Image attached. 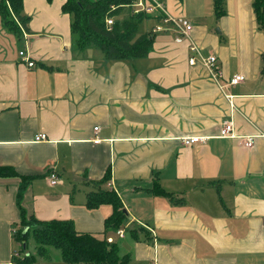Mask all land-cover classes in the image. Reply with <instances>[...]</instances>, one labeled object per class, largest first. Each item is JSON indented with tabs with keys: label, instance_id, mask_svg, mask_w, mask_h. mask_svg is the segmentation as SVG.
I'll return each mask as SVG.
<instances>
[{
	"label": "crops",
	"instance_id": "1",
	"mask_svg": "<svg viewBox=\"0 0 264 264\" xmlns=\"http://www.w3.org/2000/svg\"><path fill=\"white\" fill-rule=\"evenodd\" d=\"M164 1L192 21L190 38L157 32L147 56L128 60L75 49L64 0H25L30 19L18 39L0 17V166L34 176L23 198L28 214L72 219L98 237L112 206L90 209L86 201L92 181L110 169L102 187L130 215L123 237L107 236L130 254L128 264H264V30L253 0H226L220 18L214 0ZM192 40L218 56L220 83L199 58L189 63ZM236 73L245 78L231 84ZM229 119L236 136L222 137ZM39 133L46 137L36 140ZM194 135L204 141L183 143ZM155 173L182 204L149 191ZM19 183L0 177V264L29 253L13 239ZM139 226L135 239L126 228Z\"/></svg>",
	"mask_w": 264,
	"mask_h": 264
},
{
	"label": "trees",
	"instance_id": "2",
	"mask_svg": "<svg viewBox=\"0 0 264 264\" xmlns=\"http://www.w3.org/2000/svg\"><path fill=\"white\" fill-rule=\"evenodd\" d=\"M25 0H0V17L2 24L10 32L20 36L22 28L28 30L30 17L24 13ZM51 1V0H49ZM226 0H214V11L220 18L225 11ZM135 0H64L62 10L71 16V36L75 49L85 51L88 47H96L103 52L104 58L109 61L128 60L144 57L153 49L157 32L153 26L139 31L140 24L145 19H155L156 24L161 21L160 15L135 11L132 4ZM252 7L256 20L264 30V0H253ZM125 10L126 15L121 16ZM107 18H113L108 24ZM50 172L48 170L47 174ZM0 177H19L17 191V205L20 210V227L13 230V239L19 242L20 247L28 246V240L33 237L37 244V254L46 256L48 247L60 251L61 258L70 264H128L130 254H120L119 245L107 239L108 230L117 231L126 226L127 214L123 211L124 203L114 189L102 187L111 180L110 169L104 176L92 181L96 186L87 196L86 206L90 209L98 208L103 204L112 206V213L105 219V235L98 237L90 232L77 230L72 219H39L34 214H28L23 205L26 189L34 176L23 175L13 166H0ZM149 191L156 195L170 197L175 204H182L174 192L166 190L159 182V175L155 173L153 187ZM128 227L126 230L138 238V231L143 230ZM22 249V248H21ZM16 264H33L36 261L34 253L20 255L14 258Z\"/></svg>",
	"mask_w": 264,
	"mask_h": 264
},
{
	"label": "built area",
	"instance_id": "3",
	"mask_svg": "<svg viewBox=\"0 0 264 264\" xmlns=\"http://www.w3.org/2000/svg\"><path fill=\"white\" fill-rule=\"evenodd\" d=\"M132 7L135 11H145L146 13L157 14L161 16V21L153 26V30L155 32H163V30L169 29L173 30L175 31V41L177 42H182L185 38H190V33L194 27L192 21L183 16L176 17L172 15L167 11L164 0H135V2L132 4ZM107 22L108 24L113 23V18H107ZM190 50L191 52H193V55L190 58L189 63H195L197 61V58H199L205 68H208L216 82H219L222 77L223 70L220 67L218 56L212 53L208 54L207 56L205 54H202L200 47L194 40H192L190 43ZM20 54L24 55L25 51L21 50ZM25 58L28 60L29 66L34 65V61L29 56H26ZM244 78L245 76L242 73H236L229 78V82L231 84H236L242 81ZM223 125L224 126L221 130L220 135L222 137L227 135L232 136L234 133L233 121L231 119L226 120ZM95 130H98V127H95ZM45 137V133H39L36 136V139L40 140L44 139ZM253 137V135H251V137H247V140L245 141V145L247 147H252L254 143ZM183 140L187 143H195V141H202V137L198 135L187 136L184 137ZM47 176L51 184H55L59 180V177L55 170H51ZM116 232L120 237H123L125 235L124 227L119 228ZM107 239L110 242L114 241V238L112 236H108ZM16 254L18 255V253Z\"/></svg>",
	"mask_w": 264,
	"mask_h": 264
},
{
	"label": "rangeland",
	"instance_id": "4",
	"mask_svg": "<svg viewBox=\"0 0 264 264\" xmlns=\"http://www.w3.org/2000/svg\"><path fill=\"white\" fill-rule=\"evenodd\" d=\"M164 3H165V6H167L168 7V3L167 2H165L164 1ZM167 9V8H166ZM128 13V11L127 10H125V12L121 15V16H123L124 17V15H126ZM154 15H157V14H154ZM206 17H207V20H210V19H212L211 17H212V12L211 11H209V12H207L206 13ZM151 19L152 18H149V19H145L141 24H140V28H139V31L140 32H143V31H145L146 29H147V26H148V24H149V22L151 21ZM2 22V21H1ZM2 27L6 30V31H9L6 27H4V25L2 24ZM10 32V31H9ZM12 33V35L15 37V39H18V37L16 36V34L15 33H13V32H11ZM158 33H161V32H158ZM97 51H99V53L101 54V55H103L102 54V52L100 51V50H98L97 49ZM227 96H230V94H228ZM232 120V119H231ZM234 132V131H233ZM221 136V135H220ZM236 135H235V133H233V135L232 136H226V137H235ZM247 137H251V136H246V137H244L245 138V140H247ZM204 138L205 137H202V141H204ZM36 140H38V139H36ZM195 142H200V141H195ZM183 143H185V144H187V145H190V144H194L193 142H190V143H187V142H183ZM125 240H127L128 242H129V239L128 238H126ZM125 240H123V241H121L122 242V252H123V250H125ZM15 245L17 246V245H19V242H17V241H15ZM36 247H37V244H36V242L34 241V239H33V237H30L29 238V240H28V246H27V251L29 252V253H34V255L36 256V261H34V263L33 264H70V263H68V262H66V261H64L62 258H61V256H60V251L58 250V249H56V248H54V247H48V249H47V253H46V256H40V255H38L37 254V250H36ZM22 248V250H25V248L24 247H21ZM127 248H129V247H127ZM25 255H28V253L27 252H25L24 253Z\"/></svg>",
	"mask_w": 264,
	"mask_h": 264
},
{
	"label": "water",
	"instance_id": "5",
	"mask_svg": "<svg viewBox=\"0 0 264 264\" xmlns=\"http://www.w3.org/2000/svg\"><path fill=\"white\" fill-rule=\"evenodd\" d=\"M123 211H124L128 216L130 215L129 212H128V210H127V208L124 207Z\"/></svg>",
	"mask_w": 264,
	"mask_h": 264
}]
</instances>
